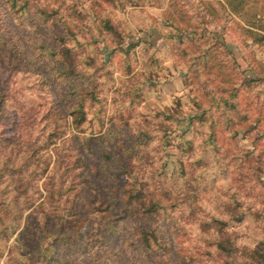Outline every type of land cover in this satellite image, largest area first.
I'll list each match as a JSON object with an SVG mask.
<instances>
[{"label": "rangeland", "instance_id": "rangeland-1", "mask_svg": "<svg viewBox=\"0 0 264 264\" xmlns=\"http://www.w3.org/2000/svg\"><path fill=\"white\" fill-rule=\"evenodd\" d=\"M225 3L0 0V264H256L264 0Z\"/></svg>", "mask_w": 264, "mask_h": 264}, {"label": "trees", "instance_id": "trees-1", "mask_svg": "<svg viewBox=\"0 0 264 264\" xmlns=\"http://www.w3.org/2000/svg\"><path fill=\"white\" fill-rule=\"evenodd\" d=\"M226 2L227 3L225 4L226 5L228 4L227 5L228 7L230 6V8L233 11L238 12L242 8L243 4L245 3V0H226ZM219 6L222 7L223 10H227L229 12L228 8H226L223 4L219 3ZM103 23L106 25V29H108L109 31H112V27L109 24H107V21H104ZM263 39H264V36H263ZM251 252H253L254 254V255L252 254L254 256V259H257L255 262L256 264H264V256H263L264 254H262L260 251H255V249H253Z\"/></svg>", "mask_w": 264, "mask_h": 264}]
</instances>
